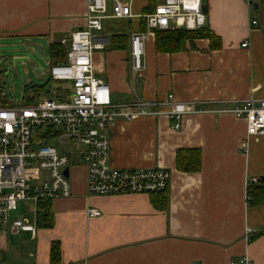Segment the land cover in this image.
I'll return each instance as SVG.
<instances>
[{"label": "crops", "instance_id": "obj_1", "mask_svg": "<svg viewBox=\"0 0 264 264\" xmlns=\"http://www.w3.org/2000/svg\"><path fill=\"white\" fill-rule=\"evenodd\" d=\"M128 1L132 17L103 20L98 34L106 42L95 49L93 64L116 104L145 103L151 113L118 118L109 128L110 164L168 169L167 208L157 205L161 195H90L87 169L75 157L69 169L72 195L51 201L53 226L37 228L36 234L13 232L17 219L37 225L34 205L24 202L21 208L33 215L19 205L10 212L0 251L11 235L18 249L9 264H51L55 241L60 264H240L245 255L264 264V204L247 203V181L264 176V134L250 137L243 150L245 120L213 111L264 99V0L252 6L248 0H204L201 35L170 52L156 49L155 32L146 41L140 72L133 69L131 36L148 30V0ZM108 4L111 12L113 0ZM87 11L88 0H0V39H23L50 52L54 42L85 26ZM119 35L126 36L123 46L112 47ZM246 41L249 45L242 46ZM170 94L201 110L185 114L178 130L167 114ZM1 99L0 105L11 104ZM187 149L201 151L200 170L177 168L178 152ZM89 207L102 214L89 216Z\"/></svg>", "mask_w": 264, "mask_h": 264}, {"label": "built area", "instance_id": "obj_2", "mask_svg": "<svg viewBox=\"0 0 264 264\" xmlns=\"http://www.w3.org/2000/svg\"><path fill=\"white\" fill-rule=\"evenodd\" d=\"M256 1L248 0L251 6ZM203 5L204 0H161L154 11L144 14L148 30L131 36L135 72L145 68L144 47L155 31L202 28L206 22ZM109 11L108 0H88L85 26L70 38L66 60L51 63L48 80L65 84L59 86L63 94L20 105H0V236L10 212L17 209L20 201L33 204L37 213L41 200L53 201L72 195L70 176L65 170L74 164L75 157L87 169L90 195L152 194L169 188L171 172L166 168H115L110 164L109 128L118 118L130 120L151 111L145 103L116 104L109 84L95 71L94 51L103 48L106 42L98 34L103 29V20L134 15L129 1L113 0ZM251 23L259 24L257 19ZM248 45L247 41L242 44ZM169 99L167 114L177 130L185 114L201 111L175 102L173 94ZM213 111L231 113L245 120L247 138L241 144L243 150L248 149L250 137L264 134V99L250 98ZM53 142L68 149L60 150ZM259 180V176H253L247 181V193ZM87 213L89 216L102 214L95 207H89ZM21 230L36 234L37 225L26 218L17 219L12 231ZM251 232L247 228V233ZM238 263L253 264L247 255Z\"/></svg>", "mask_w": 264, "mask_h": 264}, {"label": "rangeland", "instance_id": "obj_3", "mask_svg": "<svg viewBox=\"0 0 264 264\" xmlns=\"http://www.w3.org/2000/svg\"><path fill=\"white\" fill-rule=\"evenodd\" d=\"M128 1V0H122ZM156 32V31H155ZM66 40L65 43H62ZM62 44L68 49L70 38L63 39ZM38 48L25 42L23 39H0V98L7 100L14 105L26 103V98L32 101V97L38 99L45 98L46 95L38 94L35 90H26V86L30 83L38 86L46 83L50 78L51 55L49 47L45 45V49ZM16 57H27L25 61L15 62ZM52 86H63L62 82L50 81ZM58 88V89H57ZM54 91V97L58 94H63L61 87H57ZM38 95V96H37ZM60 150L68 149L66 145H61L53 142ZM24 202H19V210L21 209L31 217L33 212L27 207H23ZM29 218V217H28ZM30 219V218H29ZM31 220V219H30ZM18 249L14 244L11 235H8L3 250L0 251V264L14 263L11 259L12 253Z\"/></svg>", "mask_w": 264, "mask_h": 264}, {"label": "trees", "instance_id": "obj_4", "mask_svg": "<svg viewBox=\"0 0 264 264\" xmlns=\"http://www.w3.org/2000/svg\"><path fill=\"white\" fill-rule=\"evenodd\" d=\"M160 0H148L146 8L147 13L154 11ZM201 30H186V29H169L156 31V49L161 51H178L185 48L187 41L201 35ZM126 39L125 35H119V38H112V47H122ZM66 46L60 41L54 42L50 47L51 63H59L66 60ZM50 80L40 86L27 85L26 90H35L38 94H44L46 97H52L54 94L52 87L49 86ZM58 89V88H57ZM38 96V95H37ZM57 96V95H56ZM32 101L26 98V103H31L38 100V97H32ZM202 165V154L199 149L180 150L177 155V168L185 172H195L200 170ZM152 195H161L162 201L157 203L159 207H166L168 204V188L152 193ZM248 205L258 207L264 204V176H260L258 184L252 185L247 193ZM53 226V212L51 201L41 200L37 208V228H45ZM51 264H60L61 262V247L58 241L52 243L51 246Z\"/></svg>", "mask_w": 264, "mask_h": 264}, {"label": "water", "instance_id": "obj_5", "mask_svg": "<svg viewBox=\"0 0 264 264\" xmlns=\"http://www.w3.org/2000/svg\"><path fill=\"white\" fill-rule=\"evenodd\" d=\"M203 10H204L205 13L207 12V6L205 4L203 5ZM41 49H43V47H41ZM43 52L44 51L42 50V53ZM27 59H28L27 57H16L15 58V62H17V61H22L23 62V61H25ZM65 173H66L67 176H69V168H66Z\"/></svg>", "mask_w": 264, "mask_h": 264}]
</instances>
